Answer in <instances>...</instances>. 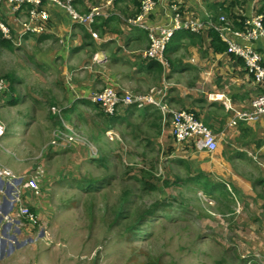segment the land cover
I'll return each mask as SVG.
<instances>
[{"label": "crops", "instance_id": "crops-1", "mask_svg": "<svg viewBox=\"0 0 264 264\" xmlns=\"http://www.w3.org/2000/svg\"><path fill=\"white\" fill-rule=\"evenodd\" d=\"M103 1L71 0V4L78 12H85L92 5ZM138 1L116 0L115 4L106 8L105 16L97 18L89 27L96 32V37L91 36L88 27L71 22L62 6L47 0H42L48 19L41 33H23L22 21L29 5L15 12L7 4H2L0 19L17 34L15 41H20V46L33 44L37 46V52L47 54L44 60L61 62L56 80L51 86L56 87L57 84L65 92L66 103L61 108L67 110L70 106L72 110H78V121H85L83 107L88 110L91 106L96 108L89 98L90 94L106 86L134 93L151 91L166 109L186 108L194 111L217 141V148L211 153L197 149L192 141L177 142L171 133L169 112L163 113L152 104L140 107L143 108L141 113L135 105L124 106V112L118 113L119 121L127 123L128 118L134 121L127 123L126 131L123 127L120 130H124L125 137L135 131L136 134L130 136L137 138L139 135L141 139L155 141L167 154L166 158L185 162L188 168L198 171L200 176L211 177L214 172L217 173V179L235 188L241 200L253 201L259 206L256 210L263 214L264 117L252 121L235 118V114L248 107L249 101L262 89L246 72L240 57L211 46L208 29L213 27L208 22L221 25L219 17L224 16L232 30H240L241 27L235 21L233 23V20L238 21L239 16L264 15V0H156L146 18L150 23L167 25L177 19L180 23L198 20L206 24L199 32L187 29L175 31L163 51L164 64L154 59L141 58L140 51L149 44L148 33L125 21L138 11ZM228 35L234 41L246 43L235 34ZM53 40L56 43L50 47ZM249 44L264 58L263 40L251 41ZM87 61L89 63L85 65ZM21 77L24 80L18 76L15 79L16 88L12 86L17 94L25 88L26 77ZM26 88L30 93L35 92L31 81ZM11 91V88L10 91H4L0 99V121L5 127L4 133L9 131L12 122L17 127L20 118L25 120L24 137L32 140V136L41 134L42 129L35 127L37 118L30 114L28 119L24 115L26 106L32 107L31 102L21 99L19 103ZM209 93L222 94L228 107L222 101L208 99ZM31 99L34 103L37 101L35 96H31ZM17 103L19 107L15 106ZM2 106H9L11 110H3ZM101 114L99 111L88 114L87 117L92 119L88 123L93 129H97L93 120ZM91 139H94L93 134ZM3 140L2 136L0 147L15 155L6 146L4 148ZM26 142L21 138L18 150L22 155L15 160H8L0 149V164L9 168L17 177L12 180L0 176V264H42L45 260L42 262L39 258L36 261L38 247L53 240L52 232L46 231L41 225H31L18 213L21 204L45 220L51 211L48 208L50 201L43 198L46 193L41 189V177L38 178V195L23 186L26 177L34 174L37 167L42 169L46 160L45 156L31 163L35 156L29 157L30 148ZM76 146L71 149H76ZM92 157L90 161L94 163ZM244 164L247 166L244 167ZM36 196L39 198L35 199Z\"/></svg>", "mask_w": 264, "mask_h": 264}, {"label": "rangeland", "instance_id": "rangeland-1", "mask_svg": "<svg viewBox=\"0 0 264 264\" xmlns=\"http://www.w3.org/2000/svg\"><path fill=\"white\" fill-rule=\"evenodd\" d=\"M14 34L11 46L0 45V78L19 103L21 99L31 102L24 115L37 118L35 127L42 132L32 140L25 138V120L19 118L18 126L12 122L2 141L15 155L0 149L8 160L20 158L22 138L28 141L29 157L35 156L31 163L46 156L44 169L36 171L42 175L43 198L50 201L51 211L47 220L38 217L37 226L54 235L38 247L37 262L40 258L46 261L42 264H264V213L256 210L259 206L241 200L235 188L217 179V173L200 176L185 162L166 158L155 141L130 136L135 131L125 137L123 129L134 120L119 121L124 105L107 114L94 103L96 108L83 107L85 121H78V110L61 108L65 92L57 84L51 86L61 62L44 60L47 54L37 52L33 44L20 46ZM22 75L25 88L17 89V94L12 86L16 88L15 79H23ZM30 81L34 93L26 88ZM31 96L37 98L35 103ZM138 110L141 113L143 108ZM97 111L102 114L93 120L97 127L93 129L87 116ZM70 129L79 141L68 142L64 149L50 145L56 131L68 138ZM107 129L113 131V139L106 135ZM75 144L76 149H71ZM89 179L96 182L87 191L80 186L86 188ZM151 209L153 215L147 212ZM140 214L145 219L138 224Z\"/></svg>", "mask_w": 264, "mask_h": 264}, {"label": "built area", "instance_id": "built-area-1", "mask_svg": "<svg viewBox=\"0 0 264 264\" xmlns=\"http://www.w3.org/2000/svg\"><path fill=\"white\" fill-rule=\"evenodd\" d=\"M55 2L57 5L62 6L71 22L90 27L97 18L105 16V9L110 7L116 0H104L103 3L92 5L88 11L78 12L71 4V0H47ZM7 4L12 11L20 10L24 5H29L26 12V17L22 21L23 33H41L45 28V24L48 19V12L42 5V0H0V6ZM156 4V0H139L138 11L125 19V21L136 27H140L147 31L149 36L148 46L140 51L142 59H154L164 64L163 51L172 38L175 31L179 29H187L191 32L201 31L206 24L202 21H184L180 23L177 19L167 25H158L147 21V17L150 15ZM264 15L254 14L244 17L243 27L240 30H232L230 23L224 16H220L219 20L221 25H216L212 22H208V25L212 26L219 34L220 38L227 44V52L232 53L235 56L240 57L243 60V64L246 72L253 78V80L259 84H264V58L260 52L253 49L249 42L256 40L264 41ZM0 30L3 36L7 39H11L10 26L0 19ZM89 32L92 37H96V32L89 28ZM229 33L235 34L246 41V43H239L229 37ZM20 36V35H19ZM7 90V81L4 78H0V92ZM90 100L98 104L99 107L107 114H114L115 107L117 105H135L136 107H142L147 104H152L170 114V126L171 133L177 142L192 141L194 146L206 152H213L217 148V141L209 129V127L196 116L194 111L186 108L169 110L166 106L157 101L152 92L146 93H134L130 90L116 89L111 86H106L90 94ZM208 99L222 101L225 107H228L226 99L222 94H207ZM264 117V92H260L254 96L248 107L238 111L235 114L236 119L252 121L257 118ZM72 131V135L65 136L64 133L56 131L53 139L50 141V145L55 148L64 149L69 143L79 141L77 134ZM110 131V132H109ZM5 132V127L0 121V138ZM108 132L110 135H108ZM106 135L109 139H113V131L106 130ZM96 153V150H95ZM94 153V154H95ZM94 156V155H93ZM40 171H42L39 168ZM39 171H35L34 174H30L26 177L23 186L31 189L32 193L38 195L40 187L38 185V178L41 174ZM0 176L11 178L16 180L17 177L7 167L0 164ZM19 200V199H18ZM18 213L28 223H36L38 220L37 215L26 205L21 204L18 208Z\"/></svg>", "mask_w": 264, "mask_h": 264}, {"label": "trees", "instance_id": "trees-1", "mask_svg": "<svg viewBox=\"0 0 264 264\" xmlns=\"http://www.w3.org/2000/svg\"><path fill=\"white\" fill-rule=\"evenodd\" d=\"M114 4H115V1H114ZM113 5V4H112ZM111 5V6H112ZM137 5H139V1H138V4ZM239 18V20L238 21H236V19L235 20H233V23H234V21H235V23L238 25V27H243V20H244V17H242V16H239L238 17ZM238 22V23H237ZM11 28V27H10ZM11 32H12V30H11ZM208 36H209V38H210V44H211V46L213 47V48H215V49H218V50H226L227 51V44H226V42L225 41H223L221 38H220V36H219V34H218V32L214 29V28H210V29H208ZM14 37H17V34L15 33L14 34ZM0 45H3V46H11V41H10V39L8 40L7 38H5V37H3V34H2V32H1V30H0ZM253 79V78H252ZM257 83V82H256ZM258 85H259V87L262 89V91H260V92H264V84H259L258 83ZM250 102V101H249ZM96 105H98V104H96ZM101 109V108H100ZM127 109V108H126ZM102 110V109H101ZM127 110H129V109H127ZM102 112H104L103 110H102ZM118 116V115H117ZM117 116H115V117H111V121H113V119H116V118H118ZM198 117V116H197ZM174 138V137H173ZM175 161V160H174ZM177 163L178 162H181V161H176ZM96 181H93V180H87V183H86V188L85 187H83L82 185L80 186L81 188H84L85 190H87V191H89L90 189H92L93 188V183H95ZM89 183H91V186L90 187H87V185L89 184ZM223 185H226L227 186V184H225V183H222ZM225 187V186H224ZM224 190V189H223ZM223 198H224V196L223 197H221L220 199H222L223 200ZM148 213H150V212H155V209H151V210H149V211H147ZM35 213V212H34ZM36 214V213H35ZM150 215H153V213H150ZM38 217V216H37ZM139 218H140V221H139V223L138 224H140V223H142L143 221H144V219H145V215H143V214H140L139 216H138ZM38 222H39V219L37 220V222L36 223H34V224H32V223H30L31 225H37L38 224ZM135 226V225H134ZM134 226H132L133 227V229L134 230H137L138 229V225H136L135 227Z\"/></svg>", "mask_w": 264, "mask_h": 264}]
</instances>
